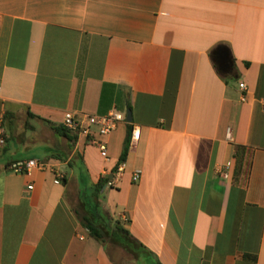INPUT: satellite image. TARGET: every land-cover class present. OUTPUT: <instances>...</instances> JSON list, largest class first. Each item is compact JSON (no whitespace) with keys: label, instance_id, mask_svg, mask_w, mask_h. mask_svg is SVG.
<instances>
[{"label":"crops","instance_id":"1","mask_svg":"<svg viewBox=\"0 0 264 264\" xmlns=\"http://www.w3.org/2000/svg\"><path fill=\"white\" fill-rule=\"evenodd\" d=\"M126 102L106 159L53 130ZM0 130V264H121L82 216L134 264H264V0H0Z\"/></svg>","mask_w":264,"mask_h":264},{"label":"built area","instance_id":"2","mask_svg":"<svg viewBox=\"0 0 264 264\" xmlns=\"http://www.w3.org/2000/svg\"><path fill=\"white\" fill-rule=\"evenodd\" d=\"M239 88H243V83L239 82ZM241 100L243 97L241 96ZM123 119V115L116 110H108L103 114H82L74 115L72 112H64L61 125L74 134H80L86 137V141L93 144L101 158L106 159V141L104 137L115 127V125ZM91 126H95L92 131ZM138 128L136 125H131L129 130V141H134L137 138ZM228 139V137H227ZM3 143L2 132L0 130V145ZM10 168L14 172L27 173L30 169L36 168L39 170L46 169L44 162L35 159H26L22 162L13 163ZM231 169V162L225 161L217 170V173L222 178H227ZM123 171V162L118 161L114 170L111 172V177L105 181V186H113L118 181ZM140 170L133 169L129 173L131 182H136L139 178ZM60 175L56 173L53 179L54 183L58 182ZM30 188V185L27 186Z\"/></svg>","mask_w":264,"mask_h":264},{"label":"trees","instance_id":"3","mask_svg":"<svg viewBox=\"0 0 264 264\" xmlns=\"http://www.w3.org/2000/svg\"><path fill=\"white\" fill-rule=\"evenodd\" d=\"M125 108L129 109V104L127 102L125 103ZM126 126H127V136H125V139L123 141V146H122V149L119 155V161H122L124 159L127 148H128V144H129L130 123H126ZM53 130L65 136L67 135V132H70L69 130L64 128L62 125L54 126ZM72 135L75 136L74 133H72ZM98 180L102 182V181H106V178L102 177V178H99ZM81 219L83 221L84 226L86 227L88 231L89 236H91L96 241L101 242L102 240L106 238L109 241L118 244L120 247L123 248V250H125L126 253L131 254L132 257L137 256L140 250H136V245L134 243V240L131 238V236L128 234V232L125 229H122L118 226V222L116 220L114 221L113 225H114V229H116V231L118 232L117 236H115L114 234L108 233L107 230H103L97 226H94L91 223V221L85 216H82ZM147 264H159V263L156 260L152 259Z\"/></svg>","mask_w":264,"mask_h":264},{"label":"water","instance_id":"4","mask_svg":"<svg viewBox=\"0 0 264 264\" xmlns=\"http://www.w3.org/2000/svg\"><path fill=\"white\" fill-rule=\"evenodd\" d=\"M212 53L216 55V62L218 64L226 66V64L229 62L226 56V50L222 46L215 48ZM123 117L126 122H130L131 115L129 109L124 110Z\"/></svg>","mask_w":264,"mask_h":264},{"label":"rangeland","instance_id":"5","mask_svg":"<svg viewBox=\"0 0 264 264\" xmlns=\"http://www.w3.org/2000/svg\"><path fill=\"white\" fill-rule=\"evenodd\" d=\"M107 247L112 251V254L117 258L118 263L134 264L132 256L129 253L122 251L118 246H113L107 243Z\"/></svg>","mask_w":264,"mask_h":264}]
</instances>
